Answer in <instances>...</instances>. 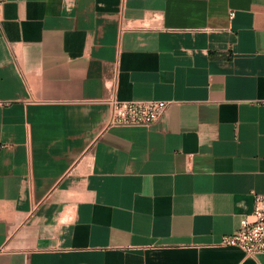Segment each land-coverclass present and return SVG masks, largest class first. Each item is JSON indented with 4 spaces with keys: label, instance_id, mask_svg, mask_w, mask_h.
<instances>
[{
    "label": "crops",
    "instance_id": "1",
    "mask_svg": "<svg viewBox=\"0 0 264 264\" xmlns=\"http://www.w3.org/2000/svg\"><path fill=\"white\" fill-rule=\"evenodd\" d=\"M0 1V264H264V0Z\"/></svg>",
    "mask_w": 264,
    "mask_h": 264
},
{
    "label": "built area",
    "instance_id": "2",
    "mask_svg": "<svg viewBox=\"0 0 264 264\" xmlns=\"http://www.w3.org/2000/svg\"><path fill=\"white\" fill-rule=\"evenodd\" d=\"M2 1H0L1 14ZM233 15V12L229 14ZM111 115L109 125L148 126L157 122L167 111L166 100H118L109 98ZM0 104L3 102L0 101ZM8 104V103H6ZM220 244L237 246L247 256L264 253V194L253 193V207L243 215L233 232L221 236Z\"/></svg>",
    "mask_w": 264,
    "mask_h": 264
}]
</instances>
